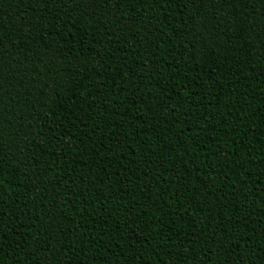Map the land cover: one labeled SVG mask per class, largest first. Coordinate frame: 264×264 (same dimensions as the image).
<instances>
[{
  "label": "trees",
  "instance_id": "16d2710c",
  "mask_svg": "<svg viewBox=\"0 0 264 264\" xmlns=\"http://www.w3.org/2000/svg\"><path fill=\"white\" fill-rule=\"evenodd\" d=\"M0 264H264V0H0Z\"/></svg>",
  "mask_w": 264,
  "mask_h": 264
}]
</instances>
